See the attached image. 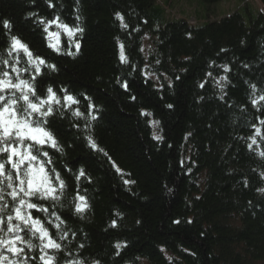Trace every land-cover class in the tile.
I'll return each mask as SVG.
<instances>
[{
    "label": "trees",
    "instance_id": "1",
    "mask_svg": "<svg viewBox=\"0 0 264 264\" xmlns=\"http://www.w3.org/2000/svg\"><path fill=\"white\" fill-rule=\"evenodd\" d=\"M261 1L262 11L245 4L193 24L190 18L167 17L157 0H52L53 8L46 0H0V56L7 58L10 31L56 64V72L42 68L38 87L45 93L49 85L68 89L81 101L73 107L85 115L84 97L95 105L90 128L70 111L57 117L54 132L64 152L46 149L68 192L86 196L90 209L81 219L68 208L37 201L65 219L69 236L62 243L73 256L79 251L86 264H264V194L258 191L264 188L259 155L264 140L257 136L248 148L253 125L264 134L257 120L264 119V101L257 106L261 111L251 103L264 94ZM33 12L79 24L84 29L79 52L74 57L53 52ZM50 31H60L61 45L76 51L63 31L55 25ZM120 44L128 64L120 62ZM220 76L229 77L223 99L215 84ZM153 120L160 122L155 131L162 141L153 139ZM88 135L103 151L89 146ZM81 168L85 176L77 182ZM116 243L127 245L119 256Z\"/></svg>",
    "mask_w": 264,
    "mask_h": 264
},
{
    "label": "snow or ice",
    "instance_id": "2",
    "mask_svg": "<svg viewBox=\"0 0 264 264\" xmlns=\"http://www.w3.org/2000/svg\"><path fill=\"white\" fill-rule=\"evenodd\" d=\"M46 2L49 8L55 7L52 0ZM29 15L37 17L38 24L43 26V32L47 34L48 47L57 55L74 57L79 52L81 45L78 34L82 36L84 32L79 24L70 26L59 15L50 20L39 17L35 12ZM116 15L121 20L122 27L127 28L128 25L123 23V16L119 13ZM79 19L77 17V20ZM53 25L67 35L76 51H71L70 48L66 50L61 45L60 31H50ZM3 27L10 30L12 25L8 20H4ZM8 38L9 43L5 48L7 58L0 56V264H86L79 251L73 256L62 243L69 236L68 230L62 227L66 221L56 211H50V207H58L61 210L68 208L73 215L83 219L85 212L90 209L88 199L79 191L71 196L64 176L55 167H51L54 161L46 149L52 148L61 154L64 152L54 132L57 117H63L70 111L72 117L89 121L90 128V121L97 119L93 114L95 105L90 97L85 96L84 99L88 101V111L85 115L79 107H73L79 105L81 101L68 89L54 91L49 85L45 93L43 88L38 87L40 82L37 77L41 76L42 68H47L50 72L58 71L56 64L48 62L39 54H34L27 43L19 36L11 35L10 31ZM120 62L129 63L123 44H120ZM222 68L225 73L230 72L227 64ZM208 75L212 76V73L209 72ZM228 82V76H220L215 80L221 92L220 99L224 98ZM118 83L121 82L118 80ZM121 86L128 90L127 82H122ZM200 87L203 88L204 83H201ZM249 87L255 95L257 86L251 84ZM262 101L264 94L258 99H252L251 103L257 111H261L257 106ZM168 107L171 108L172 105L169 104ZM142 115L151 116L152 113L142 112ZM257 120L264 125V119L257 117ZM159 124L158 120L151 121L154 129L153 139L162 141L163 137L155 131ZM253 127L255 134L249 137L250 150L257 144V136L264 140L261 128L256 125ZM85 138L92 149L103 151L98 149L91 135ZM259 155L264 158V152H260ZM84 176L85 171L81 168L75 175V180L79 182ZM261 178L264 179V173L261 174ZM124 183L131 184L135 181L125 180ZM245 186L247 187V181ZM258 191L264 194V188ZM37 201L49 202L50 207ZM33 210L43 213V218L34 215ZM46 224L56 230L55 235ZM111 226L116 227L117 222L113 220ZM72 235L75 237V233ZM126 246L123 243H116L115 255L119 256L120 250ZM83 248L84 245L80 244L79 249ZM30 253L33 255L30 256ZM59 253H63L68 259L61 261ZM91 264H100V261L92 260Z\"/></svg>",
    "mask_w": 264,
    "mask_h": 264
},
{
    "label": "rangeland",
    "instance_id": "3",
    "mask_svg": "<svg viewBox=\"0 0 264 264\" xmlns=\"http://www.w3.org/2000/svg\"><path fill=\"white\" fill-rule=\"evenodd\" d=\"M168 10L169 18H190L193 24L202 22L206 18L215 19L234 12L241 5L251 6L258 10H263L261 0H221L216 4L208 5L202 0H157ZM200 19V20H199ZM148 45L145 41V47Z\"/></svg>",
    "mask_w": 264,
    "mask_h": 264
}]
</instances>
